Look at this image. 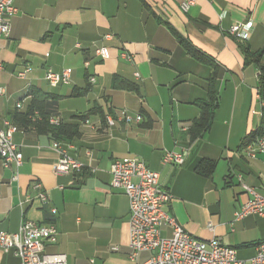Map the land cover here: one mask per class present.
Segmentation results:
<instances>
[{"label": "crops", "instance_id": "1", "mask_svg": "<svg viewBox=\"0 0 264 264\" xmlns=\"http://www.w3.org/2000/svg\"><path fill=\"white\" fill-rule=\"evenodd\" d=\"M183 1L14 0L17 13L0 39V129L5 122L17 127L13 141L22 163L0 164V231L16 233L23 221L55 224L56 240L45 253L64 255L66 264L143 263L152 253L130 259L128 199L111 188L109 172L114 160L137 158L159 174L161 188L173 197L164 211L185 232L203 242L217 240L249 264L264 241V217L236 221L235 215L252 199L243 187L264 196V155L252 158L247 151L264 126V53L255 59L264 52V0H195L188 12L180 8ZM247 22L252 26L239 37L230 35L233 25ZM178 37L207 63L194 59ZM100 47L108 49L107 60L95 55ZM25 68L31 73L18 79ZM64 70L70 71L69 84L50 87L46 73ZM115 79L125 86L114 88ZM210 84L217 98L212 123L192 138L197 103L207 101ZM33 94L48 99L44 111L67 127L60 142L94 173L54 175V137L43 125L17 119ZM121 110L139 114L141 123L108 127L106 116ZM31 120L40 121L39 114ZM182 150L183 165L162 164L165 151ZM204 161L214 163L206 177L197 172ZM35 183L48 205L35 198ZM160 234L169 239L172 229L163 226ZM0 264L19 259L0 250Z\"/></svg>", "mask_w": 264, "mask_h": 264}, {"label": "built area", "instance_id": "2", "mask_svg": "<svg viewBox=\"0 0 264 264\" xmlns=\"http://www.w3.org/2000/svg\"><path fill=\"white\" fill-rule=\"evenodd\" d=\"M194 5L195 0H185L181 2L180 8L183 12H188ZM16 13L14 0H0V39L9 33L10 20ZM251 26V22L243 25L235 24L230 28L229 33L239 37L243 28ZM105 39H110V36H105ZM94 53L102 60L109 58L106 47L97 48ZM125 58L131 60L128 56ZM0 68H2L1 65ZM31 71V68H25L18 72L16 77L26 80ZM44 79L53 88L60 84H69L70 71L64 70L59 74L48 71ZM90 82H94V79L91 78ZM0 93L3 94L4 90L0 89ZM25 94L29 96L28 91ZM22 102L20 100L15 103L16 111L22 108ZM105 121L108 127H113L117 122L126 125L141 123L142 117L139 114L133 116L121 110L114 116H106ZM49 123L53 126L59 125L58 119L55 118H50ZM4 124L6 129H0V164L3 168H8L10 165L18 168L22 163V152L13 141L17 127L8 122ZM52 146L57 153V160L53 166L55 176H80L87 171L95 172L93 168L86 167L72 157L68 153L70 147L67 144L53 141ZM247 151L252 158L255 157L256 152L264 155V126L262 134L256 140V146H248ZM186 155V150L165 151L162 164L181 166L184 164ZM109 172L111 188L123 191L128 199L131 251L129 257L132 261H136L139 253L150 252L151 256L141 264H246V261L238 259L235 249L223 246L214 239L208 242L197 240L185 232L175 219L164 211V206L172 201V195L161 188L159 174L149 170L141 160L137 158L114 160ZM33 188L36 192L35 198L43 205H48V195L41 185L35 183ZM243 190L249 193L252 199L236 212L235 220L239 221L248 215L264 217V196L258 195L248 187H243ZM51 213L56 212L52 209ZM163 226H169L172 229L171 238L161 236ZM57 234L55 224L37 225L30 221H23L16 233L0 231V250L12 252L19 259V264H66L64 255L45 253L46 246L55 242ZM248 263L264 264V241L256 246V254Z\"/></svg>", "mask_w": 264, "mask_h": 264}, {"label": "trees", "instance_id": "3", "mask_svg": "<svg viewBox=\"0 0 264 264\" xmlns=\"http://www.w3.org/2000/svg\"><path fill=\"white\" fill-rule=\"evenodd\" d=\"M178 41L194 59L198 60L201 63H207V61L196 51L192 50L186 44V42L183 41V39L178 37ZM263 53L264 52L257 53L255 55V59L256 60L260 59ZM113 85L114 88H120L125 86V84L122 85V82L118 79L114 80ZM259 95L261 96L264 102V67L260 68ZM32 98L33 99L29 110L23 115H18L17 119L26 126L37 127L38 125H43L46 128V130L52 134L55 141L60 142L63 139V133L67 127L62 125H58V126L49 125L48 119L50 118V115L49 113L44 111L47 107L48 99L46 97H39L35 94H33ZM197 106L200 109V115L192 125V129H191L192 138H196L200 136L202 133L207 131L211 126L213 113L217 106V98L212 84H210L209 86L207 101H200L197 103ZM35 112L39 114L40 121L32 122L31 117L34 115ZM262 132H263V127L257 132L256 137H259L262 134ZM72 135L73 136L76 135V132L74 130H72ZM213 168H214V163L204 161L197 168V172L198 174L206 177L212 173ZM84 175L85 173L78 177H83Z\"/></svg>", "mask_w": 264, "mask_h": 264}]
</instances>
